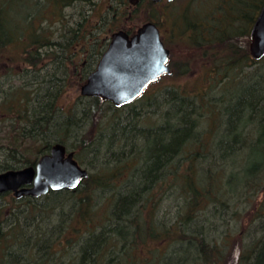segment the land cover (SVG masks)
Instances as JSON below:
<instances>
[{
	"label": "trees",
	"instance_id": "trees-1",
	"mask_svg": "<svg viewBox=\"0 0 264 264\" xmlns=\"http://www.w3.org/2000/svg\"><path fill=\"white\" fill-rule=\"evenodd\" d=\"M101 2L0 0V55L12 50L26 66L21 77L27 79L32 72L38 78L36 85L30 84L35 85L32 90L23 87L3 96L6 113L20 120L14 118L17 121L11 124L14 141L7 147L9 156L21 161L16 159V153H25L21 138L31 139L37 145L36 157L20 164L22 168L35 166L56 143L81 149L73 151L78 162L83 165L85 156H90L94 167L78 188L51 191L42 197L45 203L1 195L12 196L14 206L5 220L7 230L0 225V261L232 264L230 255L236 245L241 248L236 264H264V201L248 215L254 235L250 243L245 244V235L237 239L239 233L230 222L224 225L233 196L248 203L249 196L264 190V58L253 59L249 48L251 28L264 0H189L183 13L173 12L167 17L172 34L178 32L186 45L202 50L204 56L212 55L210 75L215 79L206 90L191 94L170 89L163 102L166 106L156 97L147 102L156 106V122L136 111L127 120L105 115L90 142L77 141L81 123L93 118L102 105L115 110L136 107L147 92L120 108L87 97L88 102L75 109L64 107V83L71 76L67 60L73 62L74 51L82 55L90 49L97 61L108 45L100 40V31L107 19L113 24L122 19L128 6L127 0H110L102 9ZM146 2L150 7L154 4ZM78 6L82 9L72 24L67 10ZM149 21L156 23L152 17ZM70 47L71 58L65 53ZM43 55L53 57L57 66L40 79L46 70L39 66ZM96 61L81 72L80 84ZM187 71L182 67V73ZM219 91L223 94L217 97ZM30 93L35 94L32 99L40 96L33 106ZM22 168L5 165L0 173ZM170 197L177 209L172 223L163 205ZM21 203L30 207H18ZM2 212L0 207L1 217ZM245 213L234 212L238 219ZM217 217H222L221 229L212 222ZM191 224L197 226L193 232Z\"/></svg>",
	"mask_w": 264,
	"mask_h": 264
},
{
	"label": "rangeland",
	"instance_id": "rangeland-1",
	"mask_svg": "<svg viewBox=\"0 0 264 264\" xmlns=\"http://www.w3.org/2000/svg\"><path fill=\"white\" fill-rule=\"evenodd\" d=\"M189 0H174L173 2H168L167 0H163L160 3H154L153 6H149L147 4L146 0H127V5L124 7L123 12H125L122 19L117 20L114 24L111 22V19H107L108 24L102 28L100 31V40L102 43L105 40V44H107L108 37L111 36L112 33L118 31V30H133L137 29L139 26L143 25L146 22H149L150 17L154 18L156 23L158 24L162 39L166 45L167 48L170 49V65L172 67V73L173 75H166L162 79H160L159 82L151 85L147 92L145 93L144 99L141 102L137 103L136 107H130V108H122L121 110H115L110 109L107 104L102 105L101 110L99 112H96L93 114V118L86 120V122L81 123V128L78 130L79 137H75L77 141L80 140H86L87 142H90L93 137L96 134L97 131V125L99 122H101L103 119H105V115L108 116H123L125 120L127 118H132L134 116V112H141L142 115L146 116V118H149L151 121L156 122V106L155 105H149L148 103L150 100H153L154 97L159 101V104L162 105L166 99V95L168 94L169 90H176L181 89L185 90L188 93H194L197 91H204L207 87H209V83L215 79V75H210L211 66L213 65V62L215 61L212 57V55L204 56V52L202 50H198L196 47H189L185 44V41L181 39L178 36V32L175 31V34H172V25L170 26V22L168 21V16H171V14L174 12L176 13H183L184 7L187 5ZM110 2V0H102L100 3V6H102V9L106 6V3ZM115 5V2H113ZM114 8V6H113ZM79 6L77 8H73L70 10H67V18L70 17V23L73 24V20H75L76 17H79L78 12L81 10ZM126 10V11H125ZM110 18V17H109ZM95 21L94 16H91V23ZM113 24V25H112ZM58 26V25H57ZM134 30V31H135ZM133 31V32H134ZM132 32V33H133ZM130 33V32H129ZM60 42H66L65 38H60L58 41ZM107 47V46H106ZM70 51H74L73 47L69 48L68 52H65L68 54V56L71 58ZM76 53L75 57L74 54L72 57H74L73 62H70L67 60V63L65 66H68V70L71 74L70 78L67 82H65V94L63 96V103L66 110H69L70 108L75 109L78 104H81L82 101H87L88 99L85 98L80 94V86L81 81L79 80V77L81 76V72L86 69H88L90 66L95 64V61L97 59V56L93 54L91 56L90 49H87L85 54L78 55L79 51H74ZM0 55V171H2L1 167L5 165H11L16 168H22L23 166L20 165L23 162L31 161L36 157V151L35 148L37 145H34V143L30 140H23L22 146L23 148L21 150H25V153L21 155L22 153H16L18 158H23L21 161L12 159L11 156H9L7 149L8 146H11L12 142L14 141V134L11 130V124L16 122L18 118H16V115L11 113H6L5 107L2 106L3 96L7 93H11L13 91H17L18 89L25 88L32 90L34 86L36 85L35 80L38 79L34 76V74L28 73L26 76L27 79H24L21 77V73L26 69L25 64L18 62L17 59H15V53L12 50H7L6 53H3ZM45 58L40 63L41 70L43 71L46 69L42 75L40 74L39 78L42 79V76L46 74V71L49 70H55V60L53 57H46V55H43ZM13 58V59H12ZM100 59V58H99ZM99 59L96 61L98 62ZM188 67V71L186 73H182V67ZM32 70V69H29ZM248 71V70H247ZM250 71V69H249ZM175 72V75H174ZM177 72V73H176ZM181 72V73H180ZM254 79V78H253ZM31 83H35V85H30ZM24 84H28L29 86L26 87ZM214 84V83H213ZM213 84L210 86L212 87ZM238 85V84H237ZM17 88V89H15ZM237 89L238 86H235ZM222 91V90H221ZM219 94L216 95L219 97ZM218 93V92H217ZM31 99L35 96L34 93H30ZM223 94V92H221ZM40 96L35 97V99H32L30 102V106H33L36 103V99ZM148 102V103H147ZM211 103H214L210 101ZM164 106H166L163 103ZM88 106H91L89 103ZM144 111V112H143ZM14 118L17 120L14 121ZM145 118V119H146ZM20 121V120H18ZM20 122L16 123L18 127V124ZM208 124V123H207ZM204 125V124H203ZM206 127V123L204 125ZM75 140V139H74ZM20 141V140H19ZM70 151H75L77 153H80L81 149L77 148H69ZM21 153V154H20ZM15 155V154H14ZM85 157H88L87 159ZM83 156L84 161L83 167L87 168L89 172H94V167L91 166V157L90 156ZM131 169V168H130ZM264 190H262L258 195L249 196L251 199H249L248 203L239 202V197L235 198L233 196V199L231 201L232 207H230L232 212H229L227 214H224L225 222H230L232 228L237 229V233L239 235L237 236V239L245 235L246 243H250V240L253 239L252 231L250 228V219L251 216H248L249 214L253 213L254 209L257 208L259 201H264ZM39 202H47V199L44 198H37ZM25 198H22L19 202H24ZM29 201V200H28ZM230 201V203H231ZM253 201V202H252ZM16 204V203H15ZM261 204V203H260ZM28 205V204H27ZM163 205L169 210L168 213V219L172 218L171 222H174L175 215L177 213V209L175 208V203L173 202L172 197L168 198L164 201ZM14 206L12 204V196L7 195L2 198H0V207H2V213L3 217L0 216V225L5 226L7 223V217L10 216L12 213L11 207ZM18 207L27 209L30 206H26V203H21L18 205ZM260 207V206H259ZM242 211V213H245V215L241 216L239 219L238 216L234 214L235 211ZM165 214V212H164ZM167 215V214H166ZM12 218V217H11ZM222 217H217L212 220L214 222V225H218V229H221L222 226ZM224 221V220H223ZM9 222L11 220L9 219ZM200 223V224H199ZM197 225H203L201 222H199ZM197 226L194 224H191L189 227L190 232L195 231ZM7 227H4L3 231H6ZM215 237H219L218 235H215ZM64 237H62L63 240ZM212 238V236L210 237ZM64 243L63 241H61ZM62 243L60 244V247L62 246ZM241 245V244H239ZM59 250V249H58ZM241 248L236 247L234 245L232 252H231V263L236 264L237 259L239 258ZM68 252H72L71 249L67 250ZM3 262L0 261V264Z\"/></svg>",
	"mask_w": 264,
	"mask_h": 264
},
{
	"label": "water",
	"instance_id": "water-1",
	"mask_svg": "<svg viewBox=\"0 0 264 264\" xmlns=\"http://www.w3.org/2000/svg\"><path fill=\"white\" fill-rule=\"evenodd\" d=\"M161 1L152 0L156 4ZM249 48L253 59L264 58V4L251 28ZM170 54L155 22H146L131 34L118 30L111 34L106 50L81 84L80 94L110 102L117 108L129 105L152 84L172 73ZM88 175L75 153L56 143L35 166L1 172L0 196L11 192L17 199L40 198L51 191L75 190Z\"/></svg>",
	"mask_w": 264,
	"mask_h": 264
}]
</instances>
